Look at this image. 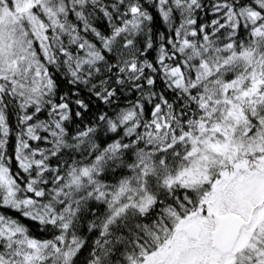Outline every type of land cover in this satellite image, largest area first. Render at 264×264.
<instances>
[{"label":"snow or ice","instance_id":"1","mask_svg":"<svg viewBox=\"0 0 264 264\" xmlns=\"http://www.w3.org/2000/svg\"><path fill=\"white\" fill-rule=\"evenodd\" d=\"M0 264H264V0H0Z\"/></svg>","mask_w":264,"mask_h":264}]
</instances>
